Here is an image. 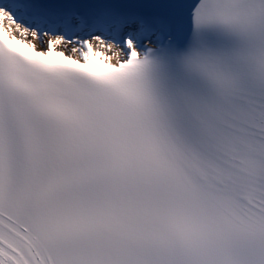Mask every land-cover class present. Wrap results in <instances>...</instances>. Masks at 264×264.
<instances>
[{
	"label": "snow or ice",
	"instance_id": "snow-or-ice-1",
	"mask_svg": "<svg viewBox=\"0 0 264 264\" xmlns=\"http://www.w3.org/2000/svg\"><path fill=\"white\" fill-rule=\"evenodd\" d=\"M0 264H264V0H0Z\"/></svg>",
	"mask_w": 264,
	"mask_h": 264
}]
</instances>
